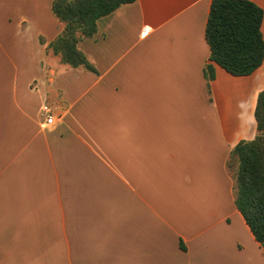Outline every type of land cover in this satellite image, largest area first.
<instances>
[{
  "label": "crops",
  "instance_id": "crops-1",
  "mask_svg": "<svg viewBox=\"0 0 264 264\" xmlns=\"http://www.w3.org/2000/svg\"><path fill=\"white\" fill-rule=\"evenodd\" d=\"M52 1H0V264H264L226 166L256 134L264 56L209 60L211 0H134L80 41L92 69L70 66Z\"/></svg>",
  "mask_w": 264,
  "mask_h": 264
},
{
  "label": "trees",
  "instance_id": "trees-1",
  "mask_svg": "<svg viewBox=\"0 0 264 264\" xmlns=\"http://www.w3.org/2000/svg\"><path fill=\"white\" fill-rule=\"evenodd\" d=\"M134 0H53L51 9L62 22L61 32L48 44L53 54L70 66L92 69L79 49L83 38L96 32V22L124 3ZM262 10L250 0H211L205 26L209 60L233 75L252 73L262 62ZM214 76L211 63L204 68ZM256 134L239 141L226 161L233 178L234 203L257 241H264V88L254 109Z\"/></svg>",
  "mask_w": 264,
  "mask_h": 264
},
{
  "label": "built area",
  "instance_id": "built-area-1",
  "mask_svg": "<svg viewBox=\"0 0 264 264\" xmlns=\"http://www.w3.org/2000/svg\"><path fill=\"white\" fill-rule=\"evenodd\" d=\"M40 111L44 116V123L51 125L54 122V115L52 113V107L46 103H43L40 107Z\"/></svg>",
  "mask_w": 264,
  "mask_h": 264
},
{
  "label": "rangeland",
  "instance_id": "rangeland-1",
  "mask_svg": "<svg viewBox=\"0 0 264 264\" xmlns=\"http://www.w3.org/2000/svg\"><path fill=\"white\" fill-rule=\"evenodd\" d=\"M0 1H4L5 2V0H0ZM234 168H235V165L233 164V166L231 167V171H233L234 170Z\"/></svg>",
  "mask_w": 264,
  "mask_h": 264
}]
</instances>
